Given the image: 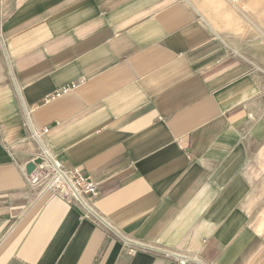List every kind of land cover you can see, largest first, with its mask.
<instances>
[{
  "label": "crops",
  "instance_id": "0c3cea01",
  "mask_svg": "<svg viewBox=\"0 0 264 264\" xmlns=\"http://www.w3.org/2000/svg\"><path fill=\"white\" fill-rule=\"evenodd\" d=\"M31 126L105 222L33 187ZM161 250L264 264L263 74L186 0H0V264H179Z\"/></svg>",
  "mask_w": 264,
  "mask_h": 264
},
{
  "label": "rangeland",
  "instance_id": "374dc122",
  "mask_svg": "<svg viewBox=\"0 0 264 264\" xmlns=\"http://www.w3.org/2000/svg\"><path fill=\"white\" fill-rule=\"evenodd\" d=\"M228 50L264 76V0H186Z\"/></svg>",
  "mask_w": 264,
  "mask_h": 264
},
{
  "label": "built area",
  "instance_id": "2783aa9c",
  "mask_svg": "<svg viewBox=\"0 0 264 264\" xmlns=\"http://www.w3.org/2000/svg\"><path fill=\"white\" fill-rule=\"evenodd\" d=\"M70 89L71 87H64L62 90L57 91L55 94H52L47 98V101L68 92ZM27 122L29 123V121ZM30 131L31 136L39 143L37 158L42 159V163L38 165L40 167V172L36 181L33 183V187H41L42 190L53 189L64 199L74 198L87 216L94 218L98 222H105V220L95 211L91 202L99 196L98 183L92 180L79 168L67 169L55 159L49 147L43 142L44 135L49 131L48 128L36 130L31 126ZM106 228L110 232H113L116 237L121 238L125 244L130 245L129 251L131 253L139 248L148 249V246L126 237L120 231L115 230L112 226L107 225ZM161 253L174 258L179 264H201L196 258H191L180 251L166 250Z\"/></svg>",
  "mask_w": 264,
  "mask_h": 264
},
{
  "label": "water",
  "instance_id": "95a60500",
  "mask_svg": "<svg viewBox=\"0 0 264 264\" xmlns=\"http://www.w3.org/2000/svg\"><path fill=\"white\" fill-rule=\"evenodd\" d=\"M40 163H42V159L41 158H36L35 160H33L32 162L27 164V166H26L27 172L29 174H32L35 171L37 165L40 164Z\"/></svg>",
  "mask_w": 264,
  "mask_h": 264
}]
</instances>
